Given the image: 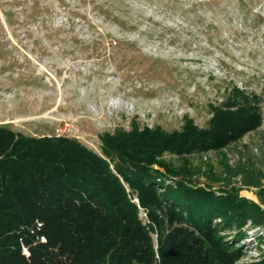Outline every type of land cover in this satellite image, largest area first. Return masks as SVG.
Wrapping results in <instances>:
<instances>
[{"label": "rangeland", "instance_id": "obj_1", "mask_svg": "<svg viewBox=\"0 0 264 264\" xmlns=\"http://www.w3.org/2000/svg\"><path fill=\"white\" fill-rule=\"evenodd\" d=\"M230 84L263 97V124L187 158L213 188L222 182L206 178L208 166L264 172V0H0V125L15 132L67 136L100 154L102 134L132 123L173 131L188 117L206 128L208 104ZM231 183L258 203L257 188ZM244 231L241 262L264 260V225Z\"/></svg>", "mask_w": 264, "mask_h": 264}, {"label": "trees", "instance_id": "obj_2", "mask_svg": "<svg viewBox=\"0 0 264 264\" xmlns=\"http://www.w3.org/2000/svg\"><path fill=\"white\" fill-rule=\"evenodd\" d=\"M4 14L14 22V10ZM262 102L230 84L208 104L206 128L188 117L173 131L132 123L102 134L100 154L0 125V264H264L241 262L244 228L264 225V172L208 166L206 178L222 182L213 188L187 159L258 129ZM233 176L257 188L258 203L239 195Z\"/></svg>", "mask_w": 264, "mask_h": 264}]
</instances>
